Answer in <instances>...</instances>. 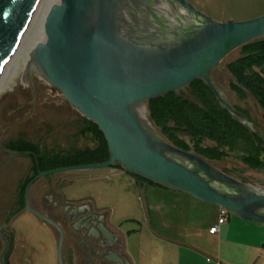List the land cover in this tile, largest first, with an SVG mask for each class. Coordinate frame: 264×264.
Instances as JSON below:
<instances>
[{
	"label": "water",
	"instance_id": "obj_1",
	"mask_svg": "<svg viewBox=\"0 0 264 264\" xmlns=\"http://www.w3.org/2000/svg\"><path fill=\"white\" fill-rule=\"evenodd\" d=\"M39 1L0 0V79ZM261 39L264 15L220 23L185 0H45L35 39L25 51L21 81L24 85L28 74L32 86L33 73L57 89L73 112L98 127L109 158L100 164L39 173L35 180L119 165L134 177L225 209L242 221L264 225V184L254 174L233 173V178L220 170L221 164L174 147L159 135L147 112V102L201 80L232 118L264 145L251 97L247 100L254 123L233 108L236 105L220 76L211 74L221 70L229 54ZM227 163L232 161L222 165ZM23 211L55 229L57 261L64 264V231L29 205L27 190Z\"/></svg>",
	"mask_w": 264,
	"mask_h": 264
},
{
	"label": "rangeland",
	"instance_id": "obj_2",
	"mask_svg": "<svg viewBox=\"0 0 264 264\" xmlns=\"http://www.w3.org/2000/svg\"><path fill=\"white\" fill-rule=\"evenodd\" d=\"M185 1L196 11L220 23L243 22L264 15V0ZM41 2L42 0L39 1L37 10ZM40 12L41 9L38 14ZM36 20L37 12L35 11L23 39L8 61L10 63H7L0 79V167L11 158L0 174V208L2 205L7 208L12 203L17 187L22 183L31 163L25 156L10 157L12 154L5 151L6 144L25 138L47 149L66 150L72 146L91 145L89 141L76 136L84 117L71 110L70 105L57 89L33 73L30 75L33 91L28 74L24 78V85L21 81L25 69V51L31 36L34 38L36 36ZM239 56V49L232 52L221 62V70L214 69L211 74L220 76L222 87L236 107L252 118L253 109L247 97L244 101H239L228 87L230 77L225 72V66ZM252 101L259 116L260 126L264 130L262 111L253 99ZM219 167L243 170V175L254 174L257 182L264 184V173L249 171L238 162L232 161L226 165L221 164ZM60 179V194L64 201L70 203L92 201L96 209L107 211L109 216L112 214V220L137 218L144 214L142 197L140 193L133 192L134 176L124 171L119 165L42 176L32 187L29 200L37 204L44 195L50 196L51 194H46V183ZM229 214L233 215L230 212ZM130 224L127 223L126 227L136 226ZM14 228L19 240L27 243L32 249L34 264H58V240L50 226L41 223L31 213L25 212L16 221Z\"/></svg>",
	"mask_w": 264,
	"mask_h": 264
},
{
	"label": "trees",
	"instance_id": "obj_3",
	"mask_svg": "<svg viewBox=\"0 0 264 264\" xmlns=\"http://www.w3.org/2000/svg\"><path fill=\"white\" fill-rule=\"evenodd\" d=\"M239 50L240 56L225 66L230 77L228 87L239 101L250 96L261 109L264 123V39L244 45ZM232 106L253 122L245 111ZM147 112L149 121L159 134L174 147L192 152L213 165L230 160L240 163L249 171L264 173V145L247 126L232 118L201 80L191 83L185 91L169 93L147 102ZM255 126L264 135V130ZM76 136L89 141L91 145L57 150L19 138L6 144L5 148L26 154L34 175L108 160L106 142L95 124L82 118ZM220 170L230 176L244 173L233 168ZM21 198L23 206V189Z\"/></svg>",
	"mask_w": 264,
	"mask_h": 264
},
{
	"label": "crops",
	"instance_id": "obj_4",
	"mask_svg": "<svg viewBox=\"0 0 264 264\" xmlns=\"http://www.w3.org/2000/svg\"><path fill=\"white\" fill-rule=\"evenodd\" d=\"M134 180L133 192L140 193L144 208V214L137 218L112 220V214L85 201L107 216L116 247L107 264H264L263 224L228 214L218 233L210 234L219 219L220 207L150 181ZM127 223L136 226L127 228ZM62 229L68 261L73 252L68 221Z\"/></svg>",
	"mask_w": 264,
	"mask_h": 264
},
{
	"label": "flooded vegetation",
	"instance_id": "obj_5",
	"mask_svg": "<svg viewBox=\"0 0 264 264\" xmlns=\"http://www.w3.org/2000/svg\"><path fill=\"white\" fill-rule=\"evenodd\" d=\"M5 149L6 152L12 154L10 157L13 155L27 157L26 154ZM10 159L0 167V174L7 167ZM28 159L30 160V158ZM37 175H34L33 166L30 163L22 183L17 187L12 203L8 207L6 206L7 208H4V205L0 208V264H34L32 249L27 243L19 240L17 231L14 228V224L20 216L27 212L23 211L26 190L27 199L32 208L49 218H53L52 220L57 222L61 228L68 221L72 233L69 239L72 241L71 249L73 252L67 261L64 242L62 247L64 264H107L110 261L111 252L116 247L110 235L106 214L96 212L91 208L90 203L85 201L80 203H67L64 201L60 194L61 179L46 183V194L52 196L45 197L44 195L35 204L34 201L29 200V197L31 198L29 195L32 187L40 180V178L35 180ZM22 189L23 206H21ZM41 223L43 222L41 221Z\"/></svg>",
	"mask_w": 264,
	"mask_h": 264
},
{
	"label": "built area",
	"instance_id": "obj_6",
	"mask_svg": "<svg viewBox=\"0 0 264 264\" xmlns=\"http://www.w3.org/2000/svg\"><path fill=\"white\" fill-rule=\"evenodd\" d=\"M229 212L225 209L220 208L219 219L217 223L209 230L210 234H216L219 231V227L227 222V216Z\"/></svg>",
	"mask_w": 264,
	"mask_h": 264
},
{
	"label": "bare ground",
	"instance_id": "obj_7",
	"mask_svg": "<svg viewBox=\"0 0 264 264\" xmlns=\"http://www.w3.org/2000/svg\"><path fill=\"white\" fill-rule=\"evenodd\" d=\"M44 1H45V0H42L39 9H42V6H43ZM39 9L36 10V12H37V20H36V24H37V21H38L39 15H40V14H38ZM33 17H34V16H33ZM33 23H34V22H33ZM34 39H35L34 36H31L30 41H29V44H30L31 42H33ZM29 44H28V45H29ZM11 61H12V60H11ZM9 63H10V62H9ZM9 63H8V64H9Z\"/></svg>",
	"mask_w": 264,
	"mask_h": 264
}]
</instances>
